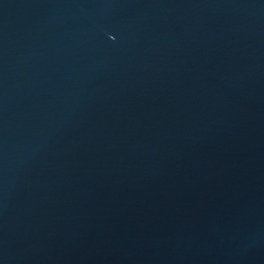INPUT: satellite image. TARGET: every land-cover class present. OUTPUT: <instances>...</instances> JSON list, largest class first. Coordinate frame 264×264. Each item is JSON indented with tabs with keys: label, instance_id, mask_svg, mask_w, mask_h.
<instances>
[{
	"label": "water",
	"instance_id": "obj_1",
	"mask_svg": "<svg viewBox=\"0 0 264 264\" xmlns=\"http://www.w3.org/2000/svg\"><path fill=\"white\" fill-rule=\"evenodd\" d=\"M0 264H264V0H0Z\"/></svg>",
	"mask_w": 264,
	"mask_h": 264
}]
</instances>
